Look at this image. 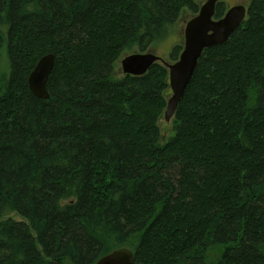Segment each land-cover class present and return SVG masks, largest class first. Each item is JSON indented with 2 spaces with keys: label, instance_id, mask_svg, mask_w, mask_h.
Segmentation results:
<instances>
[{
  "label": "trees",
  "instance_id": "1",
  "mask_svg": "<svg viewBox=\"0 0 264 264\" xmlns=\"http://www.w3.org/2000/svg\"><path fill=\"white\" fill-rule=\"evenodd\" d=\"M184 9L200 3L0 0V264H95L121 247L134 264H264V0L203 52L166 141L167 67L116 75ZM47 53L42 99L28 77Z\"/></svg>",
  "mask_w": 264,
  "mask_h": 264
},
{
  "label": "water",
  "instance_id": "2",
  "mask_svg": "<svg viewBox=\"0 0 264 264\" xmlns=\"http://www.w3.org/2000/svg\"><path fill=\"white\" fill-rule=\"evenodd\" d=\"M219 1L206 0L198 14L187 22L184 30V47L176 62L168 63L152 51L133 52L122 59L123 72L133 76L145 75L157 62L165 64L168 68L172 95L168 99L164 113L166 121L174 118L203 52L227 42L246 20L248 8L245 4L230 7L223 17L216 19V6ZM55 60L56 56L53 53L43 55L29 75V88L39 98H50L47 84L55 68ZM134 261L133 250L121 247L101 257L95 264H134Z\"/></svg>",
  "mask_w": 264,
  "mask_h": 264
},
{
  "label": "rangeland",
  "instance_id": "3",
  "mask_svg": "<svg viewBox=\"0 0 264 264\" xmlns=\"http://www.w3.org/2000/svg\"><path fill=\"white\" fill-rule=\"evenodd\" d=\"M206 0H198V2L202 5L203 3H205ZM222 2L225 4L226 9H228L230 6L233 5H237V4H245V5H249L251 3V0H222ZM194 16V13H192L190 10L188 9H184L180 15V17L178 18L177 22L175 23V25L172 26V30L171 33L168 35V37L164 40H162L161 42L153 45L152 47H150L149 50L145 51V52H154L157 55H160L166 62L168 63H173L174 60L171 59L170 57V52L173 46L175 45H184V29L186 27L187 22ZM141 52V51H137L134 50L132 52H125L121 58L118 60V62L116 63V75L118 77H122L124 75H126L123 72L122 69V59L127 56L130 53L133 52ZM165 66V64H163ZM168 69V68H167ZM9 60L6 54L5 49H1L0 50V73H8L9 71ZM169 71V70H168ZM168 92L170 93L167 97V102L168 99L171 97L172 95V89L169 83V88H168ZM165 113V112H164ZM173 120V119H172ZM172 120L171 121H166L164 114L162 116V118L159 121V126L161 129V135L163 137V140L166 141L169 136H171L173 134L172 132ZM11 216L15 219H20L19 216H17L16 214H11Z\"/></svg>",
  "mask_w": 264,
  "mask_h": 264
},
{
  "label": "flooded vegetation",
  "instance_id": "4",
  "mask_svg": "<svg viewBox=\"0 0 264 264\" xmlns=\"http://www.w3.org/2000/svg\"><path fill=\"white\" fill-rule=\"evenodd\" d=\"M221 1H222V0H221ZM218 3H219V2H218ZM218 3H217V4H218ZM202 5H203V4H202ZM202 5L200 4V7H201ZM233 6H234V5H233ZM246 6L249 8L250 4H249V5H246ZM230 7H232V6H230ZM228 9H229V8H228ZM228 9H227V10H228ZM199 10H200V9H199ZM194 15H195V14H194Z\"/></svg>",
  "mask_w": 264,
  "mask_h": 264
},
{
  "label": "bare ground",
  "instance_id": "5",
  "mask_svg": "<svg viewBox=\"0 0 264 264\" xmlns=\"http://www.w3.org/2000/svg\"><path fill=\"white\" fill-rule=\"evenodd\" d=\"M54 54V53H53ZM55 55V54H54ZM40 60V59H39ZM55 63H56V60H55ZM162 71V70H161ZM262 71H264V69L262 70ZM261 71V72H262ZM263 76V75H262ZM29 78V77H28ZM47 90H48V88H47ZM50 94V93H49ZM167 107V106H166ZM166 110V109H165ZM165 112V111H164ZM215 254V253H214ZM217 255V254H216Z\"/></svg>",
  "mask_w": 264,
  "mask_h": 264
}]
</instances>
